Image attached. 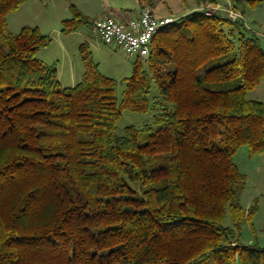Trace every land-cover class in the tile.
Returning a JSON list of instances; mask_svg holds the SVG:
<instances>
[{"label": "trees", "instance_id": "1", "mask_svg": "<svg viewBox=\"0 0 264 264\" xmlns=\"http://www.w3.org/2000/svg\"><path fill=\"white\" fill-rule=\"evenodd\" d=\"M25 1L0 0V264H264V247L240 241L256 203L240 204L232 159L241 145L264 152V104L246 97L264 80L257 35L195 0L155 32L118 97L87 41L80 79L63 86L36 56L50 39L9 32ZM230 1L241 15L264 2ZM69 8L63 34L96 19ZM123 112L151 122L117 134Z\"/></svg>", "mask_w": 264, "mask_h": 264}, {"label": "rangeland", "instance_id": "2", "mask_svg": "<svg viewBox=\"0 0 264 264\" xmlns=\"http://www.w3.org/2000/svg\"><path fill=\"white\" fill-rule=\"evenodd\" d=\"M230 2V0H217L220 6L214 5L211 9L231 20L242 19L250 32L257 35L264 49V2L256 7L244 4L241 8L242 15L232 9ZM71 3L87 18H99L106 14L117 15L121 11L133 15L138 9V0H26L15 11L7 14V28L13 34L24 25L36 26L41 34L50 39L46 46L37 51L36 56L47 64H53L56 60L61 64L58 78L63 86L71 83L68 77V72L71 70L76 76L75 80L80 79L83 65L78 55V46L81 42L87 41L99 70L118 81L116 93L119 97L123 86L122 79L130 75L131 63L134 59L127 57L118 47L104 45L86 25L68 34L61 33V20L71 16L69 8ZM152 8L156 14L166 13L174 20L196 9V2L195 0H154ZM225 9L233 10L232 17L226 15ZM205 68H201L200 71ZM154 93L153 84L151 95ZM246 97L264 104V80L247 92ZM150 122L151 113L123 112L117 122L116 132L122 134L125 126L140 127ZM232 159L246 178L245 187L240 195V204L247 209L253 201L256 203V211L252 219L243 222L240 227V241L262 248L264 247V152L250 154L247 147L241 145L236 148ZM223 224L230 225L229 216L225 218ZM198 264H214V262L209 256Z\"/></svg>", "mask_w": 264, "mask_h": 264}, {"label": "built area", "instance_id": "3", "mask_svg": "<svg viewBox=\"0 0 264 264\" xmlns=\"http://www.w3.org/2000/svg\"><path fill=\"white\" fill-rule=\"evenodd\" d=\"M225 10L226 15L232 17L233 10ZM212 13L211 8L205 10L207 15ZM172 20L170 17H156L149 6H142L136 17L125 22L107 16L93 20L89 28L103 44L118 47L127 57L135 59L148 55L155 32Z\"/></svg>", "mask_w": 264, "mask_h": 264}, {"label": "crops", "instance_id": "4", "mask_svg": "<svg viewBox=\"0 0 264 264\" xmlns=\"http://www.w3.org/2000/svg\"><path fill=\"white\" fill-rule=\"evenodd\" d=\"M217 6H220V4L219 3H217L216 4ZM139 9H140V7H139V4H138V9H137V11L133 14V15H131V14H128V12H120L119 14L117 13V15H113V14H106L105 16H101V17H113V18H115V19H117V20H119V21H122V22H125V21H127V20H129V19H131V18H134V17H136L137 15H138V12H139ZM152 9V11H153V14L156 16V17H159V18H164V17H170L168 14H166V13H162V12H160V13H158V14H156L155 12H154V10H153V8H151ZM101 17H99V18H101ZM94 18H98V17H94ZM171 18V17H170ZM91 32V31H90ZM92 33V32H91ZM82 43V42H81ZM80 43V44H81ZM105 45V44H104ZM106 46H108V45H106ZM79 47V46H78ZM109 47V46H108ZM53 64H55L56 65V67H57V71H58V75H59V73H60V69H61V64H59L58 62H57V60H56V62H53ZM60 67V68H59ZM68 77H69V80L71 81V83L69 84V85H67V86H73L76 82H78L77 80H75V78H76V76H74V72L71 70V71H69L68 72ZM59 79V78H58ZM242 242V241H241ZM247 242H243V244H246ZM249 245V244H248Z\"/></svg>", "mask_w": 264, "mask_h": 264}]
</instances>
